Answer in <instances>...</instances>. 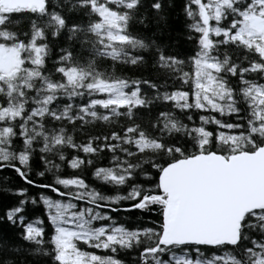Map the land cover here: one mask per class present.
Wrapping results in <instances>:
<instances>
[{"label": "snow or ice", "instance_id": "6c2138e0", "mask_svg": "<svg viewBox=\"0 0 264 264\" xmlns=\"http://www.w3.org/2000/svg\"><path fill=\"white\" fill-rule=\"evenodd\" d=\"M183 11L185 58L131 30L164 21L162 0H0V172L56 197L0 188L17 198L0 215L16 230L0 236V264H264V0ZM97 124L113 130L85 133ZM105 152L109 166H94ZM28 204L43 207L47 238ZM131 210L155 226L109 214Z\"/></svg>", "mask_w": 264, "mask_h": 264}, {"label": "trees", "instance_id": "16d2710c", "mask_svg": "<svg viewBox=\"0 0 264 264\" xmlns=\"http://www.w3.org/2000/svg\"><path fill=\"white\" fill-rule=\"evenodd\" d=\"M186 0H162V3L165 5V19L162 22L159 23H153L152 21H149V27L144 28L141 25H134L132 27L133 34H138L140 36H143L145 38H155L158 40L161 44L166 45L165 51L166 53L171 52L173 55H177L178 57L185 58L189 54L192 53V43L186 39V35L188 33V29L186 27L187 21L183 7ZM151 3V0H144L145 7H147ZM148 15L151 16L152 12L149 9ZM75 16V14H73ZM14 30L23 33L28 28V22L27 20H21L18 24L12 26ZM153 34L154 37H153ZM60 43L63 44V38L60 39ZM53 56H55V47L53 46ZM101 66H106V62L101 61ZM50 66V65H49ZM117 72H123V74L129 76L138 78L141 76L144 77H152V70L149 68L148 70L143 69H134L129 68L125 66H118ZM195 119V116H194ZM187 123H191L188 121H185ZM198 123V120H197ZM71 128V126H69ZM113 129L105 128L104 126L97 124L94 126H89L85 129V133L92 134V135H100L105 132H110ZM115 130H118V126ZM75 140L79 142H86V135H81L80 133L75 134ZM66 159L70 160L73 155H79L80 157H83L84 154L76 153L72 149H66ZM110 156L109 153L105 152L102 153L100 157L94 158V166H100V167H106L109 166L108 157ZM59 163V161H57ZM40 165V162L38 159H35L33 161V167H37ZM92 168H84L80 174L84 177L86 183L89 185H93L96 187H101L98 182L94 181L91 176ZM62 176H71L74 174V170L70 169L67 166V163L65 162L63 164V167L61 169ZM7 177V180H4V177ZM43 182L49 183L50 179L44 180ZM136 182H140V179L137 178ZM12 188L13 190L16 188H27L29 197L37 196L38 193L43 192L45 195L51 196L53 198L55 197V194L47 191V190H41L29 187L28 185L23 184V182L19 179L18 176L15 175L14 172H12L9 169H5L3 172H0V188ZM102 190H104L108 194H113L112 190L109 188L104 187ZM38 198V196H37ZM17 198L10 195L6 191H0V215L3 214V212L13 206L16 203ZM131 202H121L120 207L126 208L129 206ZM113 217L117 218L119 222L124 223L129 228L133 227H139V226H152L154 227V221H155V213L154 212H141L139 210H131L128 212L120 211L116 213H109ZM25 222H31L32 220L39 218L44 221L42 225H39L44 228L45 230V238L50 234L51 232V226L47 222V218L45 215V211L42 206H33L31 204H28L26 206L25 212ZM16 235V230H14L12 227L7 225L5 222L0 221V236H6L10 239H14ZM88 251L96 252L97 254H105L103 252H98V250L95 249H87ZM135 254L131 255H124L121 254V259H124L126 264H132L133 256Z\"/></svg>", "mask_w": 264, "mask_h": 264}]
</instances>
